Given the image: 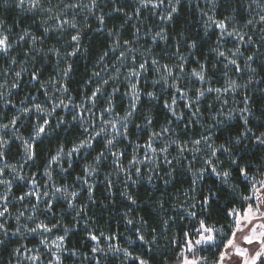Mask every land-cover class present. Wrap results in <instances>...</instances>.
I'll list each match as a JSON object with an SVG mask.
<instances>
[{"label": "trees", "instance_id": "trees-1", "mask_svg": "<svg viewBox=\"0 0 264 264\" xmlns=\"http://www.w3.org/2000/svg\"><path fill=\"white\" fill-rule=\"evenodd\" d=\"M69 4L81 6L68 8ZM89 4L90 0H41V6L30 11L26 2L23 7H20L17 5V0H0V23L4 25L6 35L9 36L12 44L8 54H0V68L8 66L7 70H9L11 66H16L14 72H30L28 77L22 76L23 79L17 90H11L13 97L7 98L8 101L18 107L22 100H28L30 97L44 98L43 84L46 85L58 75L63 77V84L68 88L69 93L76 100H80L85 92H91L95 84L94 73L104 66L103 59L111 55L112 49L117 46V41L120 46L124 45V48L135 49L133 52L135 57L141 49H144L150 51L162 63H176V58L182 55L191 68L201 70L200 65L203 64L205 75L213 88L222 89L226 86L228 78L236 77L238 71L235 65L229 64L226 68L224 65L228 63V59L218 56L213 51L217 48L220 51L223 50L220 44H217L219 31L214 27L210 30L202 11V8L206 10L209 6L216 20L224 21L230 29L244 33L245 40L253 41L251 45H245L243 49L245 58L254 57L250 65L251 68L256 69L254 73L250 72L252 79L244 94L249 98L247 106L251 111V115L248 116V125L244 124L238 112L231 114V119L221 117L220 95L215 92L205 95L196 104L199 106L197 113H200V118L192 117V114L187 111L182 120H176L164 107V101L170 102L173 92H169L168 89L165 94L163 85L154 88V84L151 83L146 91L155 92L158 99L142 98L139 111L135 114L140 127L133 126L127 140H124L125 143L130 142V150L134 141H137V137L142 136L141 142L144 143L150 130L159 131L162 127L168 126L177 133L176 138L181 144L193 143V140L202 137L204 129L211 128L209 130L211 140L217 146L224 144L230 148L232 158L238 161V165H233L227 158V153L222 151L217 153V163L222 161L220 164L223 169H231L229 184L223 183L209 171L197 179L193 175L194 170L187 165L191 159L190 156L187 159L184 156L172 157V163L165 165L160 175L156 174L151 182H148V179H134L127 184L123 179H119L118 184V182L105 181L104 177L100 176L99 181L94 185L93 200H89L84 191L82 199L78 201V204L83 205L79 222L72 220L71 215L75 214H71V209L62 202L57 201L54 204V214L40 211L43 216L53 215L54 222L68 221L67 226L70 231L64 236L67 249L75 250V255L72 252L66 256L64 264H97V262L99 264H132L131 260H125L122 251L113 253L107 247L103 248L102 253L95 255L91 251L95 246L94 240L90 238L91 234L97 235L104 245L112 242L120 249H126L133 256L147 259L149 264H179L178 257L184 252L186 246L184 232L190 233L188 239H197L195 229L199 227V219L205 220L209 226L217 228L224 226L227 231V226L234 218L226 215V210L230 207L238 208L241 196L250 195L244 183L246 178L239 174L237 167H247L257 179H263L259 173L264 171V146L252 139V136L264 131V22L260 21V14L255 11L252 0H214V2L212 0L209 3L211 5L207 7L199 1L196 3L192 0H180L178 11L172 13L171 20H160L154 7L149 5L144 8L136 0H97L96 7L92 10H89ZM117 8L122 11H115ZM137 8L140 9L139 14H136ZM47 9H51V12ZM100 15L105 18L103 23L97 19ZM56 16L60 19L52 18ZM64 20H75L81 35V51L73 57H66L63 54L72 50L71 36L76 34L77 29L64 25L62 29L56 30L59 23ZM249 20L253 23L249 24ZM45 28H49L50 31L45 33ZM162 29L167 38L156 37L154 41V34L150 36L149 32L157 33ZM25 32L30 33V36H24ZM31 36L42 38L37 39L35 47L32 45ZM21 37L24 38L21 39ZM125 40L131 43L125 44ZM141 40L143 42H138ZM193 42L196 43L195 48L190 47ZM228 42V46L238 44L237 40L231 38L227 40ZM53 47L61 51L59 62L58 58L49 51ZM37 49H43V51H37ZM13 59L16 61L15 64L12 63ZM116 59H118L117 56L112 57V61ZM234 59L240 66L244 64L243 60ZM66 63L72 64V71L67 77L63 76L62 72ZM20 65H22L21 68ZM33 72L39 75V80L30 83L33 81ZM25 79L28 80L25 81ZM247 80L249 76L241 81V85ZM23 81L26 83L24 84ZM207 83L201 85V82L196 79H181V86L190 90L194 99L195 90L206 87ZM22 87L23 90H21ZM114 99L120 100L122 95L117 94ZM13 104L7 106L5 111L0 108V112L7 119L19 113L13 112ZM182 106L184 107V103ZM124 109L121 108V111L124 112ZM60 113L61 111L57 112L58 115ZM19 116L17 123L23 121L21 131L24 137L31 141L34 136L35 118L32 114ZM148 116L152 118L150 125L146 124ZM60 118L63 117L60 116ZM56 125L51 122L49 134L35 142L36 157L34 160L23 162L25 164L23 169L30 165L35 170L43 171L51 162L50 157L56 153L58 146L63 145L65 149H68L79 138L81 131L72 119L64 117L59 127ZM246 128H251L252 132L244 136ZM237 136L242 137L238 145L235 143ZM102 150V146H98L95 151H88L84 158L85 162ZM3 151L7 160L22 162L20 159L23 156L22 148L16 140H11ZM64 167L68 168L64 178L71 184L76 181V176L84 175L81 160H73L71 167L66 160ZM31 168L29 167V173H33ZM104 170L109 171L110 166L105 165ZM194 180L195 183H193ZM133 181L136 182L133 183ZM40 182L43 184L45 179L42 178ZM15 187L14 198L22 195L26 190L25 186L20 184ZM125 191L133 196L136 200L135 204L127 199L124 195ZM205 198H210V206L203 203ZM11 208L14 210L16 206ZM190 212H196L197 216H191ZM128 219L133 220V225L127 224ZM165 221L167 224L164 223ZM12 222L11 220L8 226H12ZM137 229L151 243L145 245L140 242L137 239ZM100 233L104 235L100 236ZM3 234L0 233V241H3L0 243V264H11L14 260V250L22 242L30 246L37 244V240L31 236L27 240L18 242L16 236ZM153 235L155 240H152ZM130 239L135 243H129ZM216 251L217 249L206 246L199 254H207L208 258L213 260L215 259L213 253ZM83 261L85 263H82Z\"/></svg>", "mask_w": 264, "mask_h": 264}, {"label": "snow or ice", "instance_id": "snow-or-ice-1", "mask_svg": "<svg viewBox=\"0 0 264 264\" xmlns=\"http://www.w3.org/2000/svg\"><path fill=\"white\" fill-rule=\"evenodd\" d=\"M26 0H17V5L20 7H23L25 5ZM214 2V0H213ZM28 8L29 10H34L36 8H39L41 6V0H27ZM163 3V0H139V4L147 8L149 5L156 8L159 7ZM180 0H175V3H172L170 0L169 3V9L170 11L161 19H172V13H175L178 11ZM97 0H90L89 4V10H92L96 7ZM80 4H69L67 5L68 8H76L80 7ZM47 11L51 12V9H47ZM115 11H122L121 9L117 8ZM136 14H139L140 9L137 8ZM94 14V13H93ZM53 19L59 20L60 17H52ZM131 18V17H129ZM97 19L103 23L104 22V16L100 15L97 17ZM209 21L215 24V26L220 29V37L223 38L225 35L227 36H236L241 42L245 43H253L251 39H248L245 41V35L242 33L237 32L235 29L232 31L227 30V25L224 21H218L214 20L213 17L209 16ZM260 21L264 22V15L260 16ZM249 24L253 23V21L249 20ZM64 25H68L69 27L73 29H77L76 34L71 36V42H73L72 50L70 52H65L63 55L66 57H73L76 56L80 51V41H81V35L80 31L78 29V25L75 20H64L61 24L57 26L56 30H60L63 28ZM4 25L0 23V54L6 55L10 52L12 48V44L10 43L9 36L5 35L3 32ZM49 28H45L44 32H49ZM137 32H139V29H137ZM24 36H30V33L25 32ZM156 37H160L161 39H166V33L162 29L161 31L155 33L153 40L155 41ZM24 37H21L23 39ZM37 39L36 36H31V42L32 45L35 47ZM125 44H130V41L125 40ZM221 43V39L217 40V44ZM117 45H119V41H117ZM191 48L196 47V43L193 42L190 45ZM115 50V49H113ZM37 51H43V49H37ZM50 52H52L57 58L59 62V58L61 57V51L59 48L53 47L49 49ZM135 51V49H133ZM218 56L225 57L228 59V63L224 66L227 68L229 64L236 66V71H240V66L237 63V60L231 57L226 56V53L224 51H220L219 48L214 49ZM242 55L240 53V49L237 47L232 52V56L236 55ZM121 58L126 56V53L121 52L120 53ZM253 56H248L247 60L252 61ZM185 57L180 56V61H184ZM133 62H135V58H133ZM12 63L15 64V59L12 60ZM152 65H156V71L158 73H161L159 76V79L153 80V84H160L163 82V84L168 85L171 88H174L175 91L179 94L180 99L187 100L188 102L185 104L186 108L191 109L193 105L192 99L189 97V92L186 90V87H182L178 82L179 77L176 76V73L174 71L178 70L179 72H184V66L183 63L175 64V65H168L163 64L161 65L158 60L152 59L151 60ZM148 61L145 60L141 62L138 65V69H147ZM204 65H200L201 70L192 69L191 76L195 77L199 82L206 83L208 82V77H206L204 72ZM137 68H133L128 72V75L125 77L126 80H129V88L130 91L125 93V95L129 96L130 103L128 106V110L125 112L123 116H120L119 113H115V101L112 98H109L107 101V107L104 109V112L108 113H114L113 119H103V113H101L102 118V125L99 128V130L90 131L89 127H84V132L87 134L86 136L80 138L78 142L74 143L70 148L65 150V147L63 145L58 146L57 151L54 155L50 157V161L54 163H60L61 173H67L68 168L63 167V161L67 160L68 165L72 164L73 159L75 156L81 154L82 152H88V150L95 151V142L98 137H101L102 135H106L111 129L113 135L112 138H107L104 141V148L105 151L109 152L111 156L114 158V162L116 164V167L119 171H125V168L122 163H120V158L124 155L122 151H112L114 147H118L116 140L117 137H127L129 135L128 132V122L130 118L133 117L134 113L137 110V105L140 103L141 100V89L138 86V81L133 82L131 81V77H139L141 75V72ZM23 70V69H22ZM249 70L251 72H255L256 69L251 68L249 65ZM72 71V64L66 63V67L62 70L63 76L67 77L69 73ZM94 75L99 76V73H94ZM119 76V71H117L116 75L112 77V79H117ZM15 77L20 78L21 77V71L15 72ZM170 78L174 81L172 84H169ZM32 79L39 80V75L36 72H33ZM251 77H249V82H251ZM108 80H103V84L107 85ZM19 85L17 83H13L12 87L16 88ZM238 87H241L236 81L229 80L227 83V86L224 89L220 88H213V87H207V88H197L195 90V102L199 103L200 99L205 96V92L212 93L215 92L217 94H220L223 92H228L229 90L235 91ZM63 92H67L68 88L65 86L62 89ZM113 93H116L119 91L118 88H113ZM103 92L102 87H96L94 91L92 92L91 96L87 97V100L91 101L94 105L97 102V98L100 93ZM147 97H149L152 100L158 99L155 92L149 91L144 93ZM4 93L0 92V97H4ZM245 101H247L249 98L247 96L244 97ZM8 103H11V101H8ZM226 103V101H225ZM177 98L175 96L170 97L169 100L164 101V107L167 108L172 116H174L177 120L183 119V113L178 112L177 108ZM63 106L65 108L69 107V104H65L63 100H60L59 104H54L52 109L49 110L45 108L42 104L36 103L32 106H25L21 108L20 114L22 116H28L29 114L35 112L40 114L37 120V124L34 128V136L31 141L25 140L20 136H16V139H20L23 144V149L25 156L27 160H34L36 157V141L41 140V138L45 135H48L51 128V122L48 119L53 112L55 111L56 107ZM5 107H7V104H5ZM71 107L73 108H80L81 106L71 104ZM86 111H91V109H86ZM236 111V110H233ZM241 114V118L243 119V122L245 125L249 124L248 116L251 115L250 109L247 107L243 109L238 110ZM247 113L248 115H244ZM193 115H196L195 112L192 113ZM80 119L83 121L84 124H88V121L84 120L83 111L77 112V115H74L72 117L73 120ZM231 112L229 113V119H231ZM20 119V116H13L8 123H0V160H3L5 158V152L3 151L4 148H6L9 144V140L6 138L4 132L5 130L9 128H15L17 121ZM63 121H60L57 123L56 127H59V124ZM152 123L151 116L146 117V124L150 125ZM137 127H140L139 125ZM169 129L162 127L161 132H155L153 131L151 135L148 138V142L143 145V147L147 148L152 156L155 158L157 152L161 153H168L169 148L172 144H176L179 151L183 153L185 150L184 147L180 145L178 141L172 140L169 144L164 145L163 147L157 149L153 146L154 139H162L164 133H168ZM252 132L251 128H246L244 136H247L248 133ZM15 135V133H13ZM252 139L257 141L261 146H264V131H261L259 135L253 134ZM211 140V137H203L202 139H197L193 141V144L196 146L201 145L202 142L207 143ZM208 148L210 149L211 156L216 157L218 152H224L228 154V159L231 161L233 165H238V161L233 159L231 156V149L226 147L224 144H220L218 146H214L211 143H208ZM194 152H199L200 148L195 147L193 149H190ZM105 160V152L99 151L97 154L93 157L91 163H86L84 165V175L83 176H76L75 179L78 181H81L83 184L87 185V197L89 200H93V189L94 185L88 183L87 177L95 175L99 171V165ZM146 161L149 163H153L154 159L152 161H149V157L147 154H145L143 160H137L136 156L133 155L132 158L129 160V165H135V164H143ZM165 162L168 164H171L172 161L167 160L165 157ZM219 163H222V161H218ZM205 164L210 166V171L212 174L217 176L222 180L223 183L229 184L230 183V177H231V169H218L216 165L214 164L213 160L211 158L205 160ZM70 167V166H69ZM9 169L11 174L14 175L15 179L20 181H31L33 190L24 192L23 195H20L16 197L17 200L23 201L26 198H34L37 204H40L43 202L44 208L43 210L48 213H53V207L54 204L59 200L63 199L67 201V207L69 209L74 208H82V205H77L75 201L78 197H80L81 193L75 190L70 191L68 185H57L53 182V173L50 169H46L44 175L47 177L48 181L51 182V190H46L43 192H40L38 189L40 188V185L36 181L34 177H29L26 175L21 174L22 168L18 169L16 165L13 164H7L5 163L2 167H0V186H3L5 189V192L0 195V201H3L2 204H0V218L5 217L6 213L9 212L8 208V201H9V195L12 192L13 187V180L2 178L5 175V170ZM208 168L202 167L201 169H198L195 173H193L194 176L197 177V179L201 178L203 174L208 171ZM149 171H152V169H149ZM237 171L239 174L246 178L244 183L248 187L249 191L251 192L250 195H242L241 196V203L240 206L237 207H230L229 210H226V215L233 217V221L227 226V231H225L224 226H221L219 228L215 226H209L205 220L199 219L198 224L199 227L195 229V233L197 234L198 238L195 240L188 239L190 233L184 232V237L186 239V246L183 253H181L180 257H178L179 264H264V179H257L255 175H253L247 167L244 166H238ZM136 174L140 173V168L135 169ZM259 175L261 177H264V171H260ZM128 179H131V175L128 176ZM148 182H151V177H147ZM136 181H133L135 183ZM196 181L194 180L193 183ZM167 183V181H165ZM127 199L130 200L133 204L136 203V200L133 198V196L127 194ZM203 203L205 205L210 206V198H205ZM35 210V205L33 206ZM54 214V213H53ZM191 216L196 217V212H190ZM20 215H23V213H20ZM20 215L16 217L17 223H19ZM76 215L79 216L80 212L77 211ZM27 219L33 220L34 216H28ZM133 220L128 219L127 224L133 225ZM167 224V221L164 222ZM62 225L56 222L52 223H45L43 221L35 223V226L28 227L27 225H24L27 232L30 233H52L54 229L60 228ZM63 231L65 234H67L70 229L68 226H63ZM137 239L142 242L143 244L147 245L151 243L150 240L146 239V236L144 234L140 233V230L137 229ZM20 232V228L18 227L16 229V232L12 233V235H16ZM0 233H4L5 235L8 234V228L6 227L5 223L0 222ZM104 233H100V236H103ZM90 238L94 241L98 240L99 237L95 234H91ZM65 239V236H57L56 240L52 241L51 243L55 245L56 251L52 254L55 256V261L52 262V264H62V258L59 254L61 251H72L75 255V250L73 249H67L63 246V241ZM108 239H111V237H108ZM152 240H155V235H153ZM131 243H135L133 240H129ZM0 243H3V241H0ZM40 243L47 246L49 244V241L45 238L40 239ZM244 245H248V247H245ZM207 246L208 248H215L217 249L216 252L213 253V256L215 259L209 261V258L207 256L200 255L198 256L197 253L203 251V249ZM109 250L113 253H119L123 252V256L125 260H131L132 264H149V261L147 259H144L140 256H133L129 251L126 249H120L119 247H111L109 246ZM19 252V249L16 250ZM93 253L97 252H103L104 250L99 247H94L91 249ZM187 253V254H185ZM29 259L33 261H38L41 259L39 255H34L29 257ZM99 264V262H97Z\"/></svg>", "mask_w": 264, "mask_h": 264}, {"label": "rangeland", "instance_id": "rangeland-1", "mask_svg": "<svg viewBox=\"0 0 264 264\" xmlns=\"http://www.w3.org/2000/svg\"><path fill=\"white\" fill-rule=\"evenodd\" d=\"M139 2V0H136ZM195 1L196 3H198V1L200 2V4H203L204 6L207 7V5H211L209 4L210 1L212 0H192ZM154 2H156V0H154ZM172 3H175V0H171ZM255 11L258 12L261 15H264V0H252ZM27 3V0H26ZM169 3L170 0H163V3L159 6L155 8V12L157 13V15L159 16L160 20L161 17H163L164 15H166L170 9H169ZM28 4V3H27ZM210 7V6H209ZM207 7L206 10L202 8V11H204V14L206 16L207 19V26L209 28H216L219 31V39H221V43L220 46L222 48V50L226 53V56L228 57H234L237 58L238 60H243L244 64H242L240 66V71H238V74L236 77H229L227 80V83L229 80H234L236 81L239 85H241V81L246 80V78L249 76L251 77V71L249 70V65L251 64L252 61H248L247 58H245L244 56V46L247 45H251V43H245L243 44V42H241L238 37L236 36H227L225 35L223 38L220 37V29H218L214 23H212L211 21H209V16H212V13L210 12V8ZM198 8H200L198 6ZM214 18V17H213ZM214 20H216L214 18ZM62 23V22H61ZM59 23V24H61ZM226 24V23H225ZM227 25V24H226ZM212 28L210 30H212ZM228 31H232L233 29H230L229 27H227ZM3 32L6 35L7 31L3 28ZM156 32V31H154ZM154 32H149L150 36H152L153 34L155 35ZM241 33V32H239ZM244 34V33H243ZM231 39H235L237 40L238 44L235 46L229 45V42L227 43V40ZM247 41V40H245ZM138 42H143L138 41ZM243 45V46H242ZM239 48L240 49V53H242V55H236V56H232V52L234 51L235 48ZM243 47V48H242ZM132 47H125L124 45H117L112 49L111 55L107 58V59H103L105 61L104 66L99 68V71H96V73H99V76H95L94 77V86L91 89V92H85L82 96L80 100H76L75 97L69 93V91L67 92H63L62 89L65 87V85L63 84L64 79L62 76H57L54 80H50L45 84H43V92L45 94L44 98H40V97H30L28 100H22L21 101V105L20 106H16L14 105L12 102L8 103V99L9 97H13L11 96V90L15 91L18 88H13L12 84L13 83H17L19 85V83L22 81V76H27L30 74V72L25 73V71L21 72V77L20 78H16L15 77V68H17L16 66H11L9 68V70H7L8 66H2L0 68V92H3L5 95L4 97H0V108L3 109V111H5L7 109V107H5V104H7V106H9L10 104H13V112H19L16 116L21 115L20 114V109L25 107V106H32L33 104L36 103H40L42 104L45 108L51 110L54 104H59L60 100H63L65 102V104H69V107L65 108L63 106L60 107H56L55 111L53 112V114L48 117V119L50 120V122H54L55 124H57L60 121H64V117L70 118L72 119V117L74 115H77V112L79 111H83V116H84V120L88 121V124H84L83 121H81L79 118L77 120H73L72 122L76 124L77 128H79V130L81 131L79 138L74 142H78V140L84 136H86L87 134L84 132V127H89L90 131H94V130H99V128L102 125V118H101V113H103V119H113L114 117V113H108V112H104V109L107 107V101L109 98L114 99V96H116L117 94L122 95V99L120 100H115V113H119L120 116H123L125 114V112L128 110V106L130 103V99L129 96L125 95V93L130 91L129 88V80H126L125 77L128 75V72L133 69V68H137L138 69V65L147 60L148 61V65H147V69H138L141 72V75L139 77H131V81L133 82H137L138 81V86L139 84H141V100L140 103L137 105V110L136 112L139 111V106L141 104L142 98H147V96L144 94L146 91L147 86H149V84L153 83L152 81L154 79H159V76L161 73H158L155 69H156V65H152L151 64V60L152 59H156V57L150 53V51L148 50H144L141 49V51L136 55H134V51L131 49ZM124 52L126 53V56L121 58L120 53ZM130 52V53H129ZM133 54V55H132ZM117 56L118 59H116V61H112V57ZM133 58H135V62H133ZM176 58V57H175ZM157 60V59H156ZM159 63L161 65L163 64H168L170 66L175 65V64H179V63H183L184 66V72L181 73L178 70H175L176 76L179 77L178 82L181 85V79H188V80H192V79H196L195 77L191 76V71L192 69L195 68H191L189 63L186 62L185 60L182 62L180 61V57L176 58V63H162L160 60H158ZM239 64V63H238ZM106 66V67H105ZM251 66V65H250ZM22 67V65H20V68ZM152 68V69H150ZM6 70V71H5ZM21 70V69H20ZM198 70V69H196ZM117 71H119V76L117 79H112V77L114 75H116ZM199 71V70H198ZM153 75V76H152ZM155 76V77H154ZM107 79L109 82L107 85L103 84V80ZM28 79H25V81ZM197 80V79H196ZM36 80L33 79V81H30V83L35 82ZM24 82V81H23ZM174 81L170 78L169 80V84H172ZM26 82H24L25 84ZM211 82L208 81V85H206V87H202V88H207V87H213L211 84ZM206 83H201V85H204ZM162 85L165 87L164 89V93L167 94V90L169 89V92H173V96H175L177 98V111L178 112H182L183 114H185L187 111L190 112L191 114L193 112L196 113V115L192 114V117L198 119L200 118V113H197V110H199V106H196V102L195 99L192 97L193 95L190 93L191 91L186 89L189 92V97L192 99L193 101V107L191 109L186 108L185 104L188 102L187 100L184 99H180L179 98V94L175 91L174 88L169 87L168 85L163 84V82H161L160 84H154V88L157 86H161ZM249 85V80H247V82L243 85H241V87H238L235 91H231L229 90L228 92H223L220 93L219 96V103L220 104V110L222 112V114L220 115L221 117L224 118H229V113L231 112V114H234L235 112H238L240 114V112L238 111L239 109H243L245 107L248 108V101L245 102L244 99V94H245V89L247 88V86ZM227 86V84H226ZM225 86V87H226ZM42 87V86H41ZM96 87H102L103 88V92L99 94L98 98H97V102L93 105L91 101L87 100V97L91 96L92 92L94 91V89ZM118 88L119 91L116 93H113V88ZM225 87H223L222 89H224ZM23 90V87L22 89ZM209 94L208 92H205V95ZM171 95V94H170ZM226 101V103H225ZM182 103H184V107L182 106ZM71 104H75V105H79L81 106L80 108H73L71 107ZM121 108H125L124 112L121 111ZM86 109H91V111H86ZM249 109V108H248ZM236 110V111H233ZM58 111H61L60 115L57 114ZM134 113L133 117L130 118L129 122H128V132L130 131V129L133 126H138L137 124V118H135V114ZM34 118H35V123L34 126H36L37 124V120L38 117L40 116V114L38 113H31ZM30 115V114H29ZM241 115V114H240ZM246 115V113L244 114ZM60 116H62L63 118H60ZM217 116V115H216ZM140 117V116H139ZM10 119H7V117H5V115L0 112V123H8ZM177 120V119H176ZM219 121V120H218ZM18 122V121H17ZM22 123H17L15 128H9L7 130H5L4 134L6 136V138L9 140V143L11 142V140H16L18 142V144L21 146L22 148V152H23V156L22 158H20L22 160V162H11L9 160L6 159V157L3 160H0V167H2L5 163L7 164H13L16 165L18 169L22 168V173L23 175L29 176V177H34L36 179V181L38 182V184L40 185V188L38 189L40 192H43L46 190H51V182L48 181L47 177L44 175L46 169H50L53 173V182L57 185H68L69 186V190H75L81 193L80 197L77 198V200L75 201V203L77 205L78 201L80 199H82V193L85 191L87 193V185L83 184L81 181L76 180L73 184L69 183V181L66 180V178H64L65 173H61L60 168H61V164L60 163H54V162H50L49 165L43 170V171H38L35 170L34 168H31L30 165H28L25 169L24 166L26 162L31 161V160H27L25 153H24V149H23V144L22 141L20 139H16V136H20L25 140H29L28 138L24 137L23 133H22ZM201 126V125H200ZM169 129L168 133H164L163 134V138L162 139H154V144L153 146L156 147L157 149L163 147L166 144H169L172 140L178 141V138H176V132L172 130V128L170 127H166ZM209 129H204V131H202V137H200V139H202L203 137L207 136V137H211L210 133H209ZM151 132L148 135H151V133L153 132V130H150ZM155 132H161V130L159 131H155ZM173 132V133H172ZM13 133H15V135H13ZM112 131L111 129H109L108 133L106 135H102L101 137H98L96 142H95V148H97L98 146H102L103 150L105 152V160L101 163V165H99V171L92 176L87 177L88 179V183L95 185L96 182L99 181V177L103 176L105 181L108 182H118L119 184V179H123L125 182H127V184H129L130 182H132V180L134 179H146L147 177H151V179L154 178V176L160 175V172L162 170V168L167 165L168 163L165 162V157L167 158V160L173 161L172 157L174 158H182L184 156V158H189V156L191 157L189 163H187L188 166H190L192 168V170H194V172H196L198 169H201L202 167L204 168H208L209 173L211 174L210 171V166L205 164V160L211 158L214 162V164L216 165V167L218 169H223L220 163H217L216 161V157H212L211 156V152L210 149L208 148V143L213 144L214 146H217L212 140L208 141L207 143L202 142L201 145L196 146L193 143H184L180 145L182 147H184V151L183 153H181L177 147L176 144H172L171 147L169 148L168 153H161V152H157L155 158L152 156V154L150 153V151L143 147V145H145L148 142V138L146 139V141L144 143H142V136L137 137V141H134V143L132 144V148H130L129 150V145L130 142L127 141V143L124 142V140H127L128 136L125 137H117L116 143L118 147H114L112 149V151H122L124 153V155L120 158V163L123 164L125 171H119L118 168L116 167V164L114 162V158L111 156V154L107 151H105L104 148V141L107 138H112ZM194 141V140H193ZM195 147H199L200 151L199 152H194L191 151L190 149H193ZM67 150V149H65ZM90 151V150H88ZM145 154L148 155L149 157V161H152L154 159L153 163H149L148 161H146L143 164H135V165H129V160L132 158L133 155L136 156L137 160H143ZM87 156V152H82L81 154L77 155L74 157L73 160H78V161H82L83 163V167L82 170L84 171V165L86 163H91L93 156L87 160L85 162L84 158H86ZM66 160L63 161V167H64V162ZM24 162V163H23ZM162 164H164L162 166ZM110 166V170L106 171L104 170V166ZM29 167L31 168V170H33V173H29ZM140 168V173L136 174L135 169L136 168ZM149 169H152V171H149ZM111 171H113L111 173ZM131 175V179H128V176ZM214 175V174H213ZM215 176V175H214ZM217 177V176H216ZM2 178H7V179H12L13 180V187H12V192L9 195V201H8V208H9V212L6 213L5 217L0 218V222L5 223L6 227L8 228V234H12L14 232H16V229L19 227L20 228V232L17 233L16 236L18 242L19 241H23V240H27L28 237L31 236V238H34L35 240H37V244L36 245H29L26 242H22L21 245H19L15 250H14V260L12 261L11 264H52L53 261H55V256L52 254L53 252L56 251L55 245L52 244L51 242L56 240L57 236H64V231H63V226H67L68 221H63V220H58L56 223L61 224L62 226L58 229H54L52 233H30L27 232V230L25 229L24 225H27L28 227H33L35 226V223L43 221L45 223H52L54 222V217L53 215H49V216H43L41 214V210L43 212H45L43 210L44 205L43 202H41L40 204H37L34 198H26L23 201H19L16 198H14L15 190H16V185L20 184L22 186H25V192L26 191H31L33 190V186L31 181H20L15 179L14 175L11 174L9 169L5 170V175ZM45 179V182L43 184H41V179ZM218 178V177H217ZM65 179V180H63ZM264 179V177H263ZM5 192V189L3 186H0V195H2ZM24 194V193H23ZM22 194V195H23ZM251 194V192H250ZM58 202H62V204H67V201L63 200V199H59ZM3 201H0V204H2ZM35 205V210L33 208V206ZM12 206H16V208L14 210H12ZM83 206V205H82ZM82 208H74L71 209V214L74 213L75 215H71L72 220H75L77 222H79V216L76 215V212L79 211L81 214ZM20 213H23V215H20ZM20 215V220L19 223H17L16 217ZM28 216H34L33 220H29L27 219ZM12 222V226H8L10 224V221ZM7 234V235H8ZM5 235V234H3ZM5 235V236H7ZM45 238L49 241V244L47 246L43 245L40 243V239L41 238ZM95 242V246L94 247H99V248H108L109 246L115 248L118 247L115 244H113L112 242L104 245L103 243H101L100 239L94 241ZM108 242V240L106 241V243ZM64 248H67V244H66V237L64 239V241L62 242ZM245 247H248V245H244ZM206 247V246H205ZM19 249V252H17L16 250ZM112 252V251H111ZM72 253V251H61L59 254L61 255L62 258V264L63 261L65 260V257L70 255ZM94 253L95 255L98 254ZM187 254V253H185ZM34 255H39L41 257L40 260L38 261H33L31 259H29V257L34 256ZM197 255L199 256V252L197 253ZM203 256H207L209 257V255H203ZM89 260V259H88ZM212 258H209V261H211ZM82 263H85L84 261Z\"/></svg>", "mask_w": 264, "mask_h": 264}, {"label": "clouds", "instance_id": "clouds-1", "mask_svg": "<svg viewBox=\"0 0 264 264\" xmlns=\"http://www.w3.org/2000/svg\"><path fill=\"white\" fill-rule=\"evenodd\" d=\"M241 139H242L241 136H237L235 138V143L238 145L241 142ZM69 166L71 167V164H69ZM124 195L127 196V191L124 192ZM129 243H131V242L129 241Z\"/></svg>", "mask_w": 264, "mask_h": 264}]
</instances>
